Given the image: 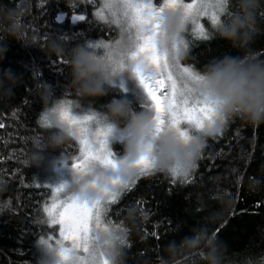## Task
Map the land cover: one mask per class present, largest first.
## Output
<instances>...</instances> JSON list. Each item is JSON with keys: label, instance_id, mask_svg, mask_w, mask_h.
<instances>
[{"label": "trees", "instance_id": "1", "mask_svg": "<svg viewBox=\"0 0 264 264\" xmlns=\"http://www.w3.org/2000/svg\"><path fill=\"white\" fill-rule=\"evenodd\" d=\"M228 7L236 11L237 0H229ZM99 9V0H74L71 9L66 0H23V6L21 0H0V37L7 38L9 11L17 10L24 25L23 44L8 39L0 59V74L10 70L19 79L12 95L0 91V264H38L42 254L36 239L53 233L59 238L57 227L49 226L43 212L51 202V189L39 166L28 163L35 142L50 135L38 123L44 91L38 85L50 87L49 107L62 97L98 114L113 99H125L134 111L148 104L115 86L91 100L76 95L71 85L72 48L117 34L113 24L98 18ZM76 14L86 19L73 22ZM206 31L207 40L198 39L189 26L183 33L189 44L185 65L202 70L225 55L264 61V0L256 11V31L246 45L233 46L217 38L214 30ZM57 38L64 47L61 56L48 53L50 41ZM62 152L71 160L79 146L71 139L61 149H45L39 165L57 162ZM107 218L128 230L124 264H204L198 252L180 251L170 257L166 251L170 242L179 245L201 227L223 245L222 264H264V122L229 120L220 135L207 140L188 178L177 180L153 171L140 175L110 206Z\"/></svg>", "mask_w": 264, "mask_h": 264}, {"label": "clouds", "instance_id": "2", "mask_svg": "<svg viewBox=\"0 0 264 264\" xmlns=\"http://www.w3.org/2000/svg\"><path fill=\"white\" fill-rule=\"evenodd\" d=\"M21 2L23 6V0ZM73 4L74 0H66L69 9ZM259 6L260 0H237L236 11L231 12L228 19L223 20L221 24L213 26L215 36L233 46L246 45L256 31V11ZM5 18L8 21L7 38L0 37V59L7 51L8 39L23 44L24 25L19 12L11 10L6 13ZM158 20L161 25L156 40L158 49L163 53L172 49L174 45H179V51L173 53L170 62L180 63L188 55L183 43L185 32L183 10L164 7ZM123 27L125 34L111 47L103 48V55L96 48L89 47L97 41L86 42L72 48L71 85L81 100L105 96L113 90L114 78L121 73H126L129 79L140 87L136 78L139 61L127 58L136 47L135 33L130 39L127 34V22ZM48 53L63 55L64 47L59 38L50 41ZM121 57L125 58V67L122 70L117 67ZM143 69L146 76L154 75V70L146 64L143 65ZM198 72L202 79L196 85L195 96L201 102L214 107L216 119L188 136L181 137L175 128H165L157 134L153 112L147 107L134 111L125 99H113L106 105V111L102 114L95 112L87 114L94 116V120L90 122L92 129L94 127L93 132L98 129L108 131V142L111 137L122 142V155L118 160L113 158L115 168H111L118 184L130 185L135 182L141 175L137 161L144 156L149 158L153 172L167 173L177 180L186 179L196 169L207 140L220 135L229 120L240 118L256 125L264 122V61L225 55L213 59ZM18 83L19 79L10 70L0 74V91L4 94L12 95V89ZM38 87L44 90L41 95L43 107L38 115V123L42 128L50 130V135L35 142V151L28 161L30 167L39 166L45 149H61L67 141L76 139L67 122L61 119L60 113L67 107L66 100L62 97L53 101L49 107L52 95L50 87L42 83ZM79 107V101L73 102L70 115L76 116L74 112ZM68 161H71L70 158L62 152L59 160L51 164L50 168L52 171H56L57 165L64 168ZM97 167L105 168L99 161H92L83 172L71 169L70 177L52 188L62 185L65 196L75 198L81 203L94 204L113 190L108 178L96 171ZM127 233V229L125 233L94 230L88 255L90 264H104L105 261L107 264H124ZM46 239L38 237L35 241V247L42 254L38 264H64L58 254V246L50 241L49 243L53 245L50 249L42 243V240ZM222 248L223 245L216 237L201 227L194 229L193 234L183 238L179 245L170 242L166 251L170 257H175L180 251L189 255L198 252L204 264H222ZM78 255L81 254L73 253L70 264H80Z\"/></svg>", "mask_w": 264, "mask_h": 264}, {"label": "snow or ice", "instance_id": "3", "mask_svg": "<svg viewBox=\"0 0 264 264\" xmlns=\"http://www.w3.org/2000/svg\"><path fill=\"white\" fill-rule=\"evenodd\" d=\"M228 6L229 0H162L158 5L155 0H105L104 9L115 18L114 22L122 30L124 23L127 22V34L130 39L135 33L136 47L127 58L139 61L136 78L148 101L145 107L154 114L157 134L165 128H175L181 137H185L216 119L214 107L201 102L195 96L196 85L202 79L198 70L192 66L170 62L173 53L179 51V45H174L172 49L163 53L158 49L156 40L161 27L158 20L160 12L164 7L181 8L185 18V30L189 25H194L197 38L207 40L209 33L202 22L203 19L207 18L212 26L221 24L225 15L232 14ZM96 14L99 19H105L102 11ZM71 19L73 22L84 21L86 16L76 14ZM183 43L187 51L189 44L184 37ZM111 45L97 42L94 45L90 44L89 47L107 49ZM145 64L154 70V75L144 74ZM117 67L120 70L125 67L124 57H121ZM65 104L67 107L61 111V119L67 122L79 144V155L71 162V169L83 172L92 161H99L105 168H115L113 154L108 147L109 132L99 129L93 132L90 122L94 120V116H72L70 115L72 102L66 100ZM137 166L141 169V175L152 172L147 156L141 157L137 161ZM108 182L113 190L91 205L62 195L64 191L62 185L52 188L54 198L44 205L43 212L49 226H59V238L53 233L46 240H42V243L51 249L53 245L49 242H54L64 264H70L74 252L81 254L77 257L80 264H90L88 255L94 230L126 232L123 225L115 224L108 219L107 213L110 206L117 203L121 194L130 190L135 182L120 185L115 177L108 178Z\"/></svg>", "mask_w": 264, "mask_h": 264}, {"label": "rangeland", "instance_id": "4", "mask_svg": "<svg viewBox=\"0 0 264 264\" xmlns=\"http://www.w3.org/2000/svg\"><path fill=\"white\" fill-rule=\"evenodd\" d=\"M99 3H100L99 11H102L103 15L105 16V19H107L109 22L111 21L110 23L115 26V28L117 30V34L114 35L110 39H107V40L101 39V40H98L97 42L114 44L117 40L121 39V37L125 34V28H123V30H122L121 27L118 26L114 22L115 18L110 15L108 10L104 9L105 0H99ZM121 20L123 22L122 17H121ZM202 22L205 24L206 30L207 29L213 30V26L211 25L210 21L207 18H204ZM189 27H190V30H192V32L194 34H196L195 26L189 25ZM97 51L101 55L104 54L103 48H99V49H97ZM180 64L187 66L184 64L183 60H181ZM113 86L119 87L120 89L125 90L128 93L131 92V93L135 94L136 97H138L142 103H148L147 98L143 92V89L141 87L137 86V84L135 82L131 81L126 73H121L119 76L115 77ZM71 102L73 103V101H71ZM89 112H91L89 110V108H85V107L80 106L77 110H75L74 115H76L77 117H80V116L87 115ZM96 113H98V112H96ZM92 130L94 131V127ZM74 140L78 144V141L76 139H74ZM108 143H109V150L112 152L113 158L118 160L120 158V156L122 155V152H123L122 142L115 139V137H111V138H109ZM78 146H79V144H78ZM78 155H79V153L77 154V156ZM74 158L71 159V161H73ZM48 164L49 163L47 162V164L45 163L44 166L39 165V170L41 172V176H42L43 180L45 181V183H47V185H49V187L51 189L52 197H51L50 201H52V199L54 198V195H55L52 191V187L66 181L70 177L71 165L67 164V166L64 168L59 167V168H56V171H52L50 168L51 164L50 165H48ZM96 171L99 172L100 174H102L105 178L114 177V175H115V173L112 171L111 168H99V167H97ZM123 193L121 194L120 199L122 198ZM62 195H64V194H62ZM56 227H57V230L59 232V226L56 225Z\"/></svg>", "mask_w": 264, "mask_h": 264}, {"label": "water", "instance_id": "5", "mask_svg": "<svg viewBox=\"0 0 264 264\" xmlns=\"http://www.w3.org/2000/svg\"><path fill=\"white\" fill-rule=\"evenodd\" d=\"M60 17H62V15H60Z\"/></svg>", "mask_w": 264, "mask_h": 264}]
</instances>
